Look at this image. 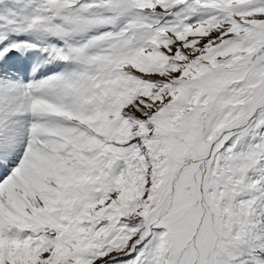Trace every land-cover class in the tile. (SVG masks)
Wrapping results in <instances>:
<instances>
[{
    "label": "snow or ice",
    "instance_id": "snow-or-ice-1",
    "mask_svg": "<svg viewBox=\"0 0 264 264\" xmlns=\"http://www.w3.org/2000/svg\"><path fill=\"white\" fill-rule=\"evenodd\" d=\"M0 264H264V0H0Z\"/></svg>",
    "mask_w": 264,
    "mask_h": 264
}]
</instances>
